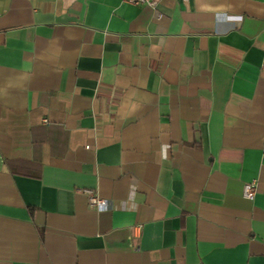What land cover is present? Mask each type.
I'll list each match as a JSON object with an SVG mask.
<instances>
[{"label": "crops", "instance_id": "1", "mask_svg": "<svg viewBox=\"0 0 264 264\" xmlns=\"http://www.w3.org/2000/svg\"><path fill=\"white\" fill-rule=\"evenodd\" d=\"M263 60L264 0H0V264H264Z\"/></svg>", "mask_w": 264, "mask_h": 264}, {"label": "built area", "instance_id": "2", "mask_svg": "<svg viewBox=\"0 0 264 264\" xmlns=\"http://www.w3.org/2000/svg\"><path fill=\"white\" fill-rule=\"evenodd\" d=\"M123 3L133 5V6H149L155 7L159 0H121ZM260 69L264 72V60L260 63ZM45 122V121H44ZM45 125L47 123L45 122ZM263 153H264V144H263ZM256 193V187L253 183H244L243 185V196L246 199L252 200ZM89 202L91 205H94L98 208H102L106 205L105 201L99 200L96 197L91 196L89 198Z\"/></svg>", "mask_w": 264, "mask_h": 264}]
</instances>
